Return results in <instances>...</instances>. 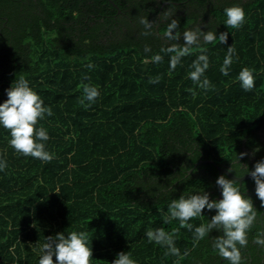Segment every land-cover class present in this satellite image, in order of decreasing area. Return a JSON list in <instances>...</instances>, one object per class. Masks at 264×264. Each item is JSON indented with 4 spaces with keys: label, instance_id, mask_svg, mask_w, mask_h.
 <instances>
[{
    "label": "trees",
    "instance_id": "trees-1",
    "mask_svg": "<svg viewBox=\"0 0 264 264\" xmlns=\"http://www.w3.org/2000/svg\"><path fill=\"white\" fill-rule=\"evenodd\" d=\"M112 1L116 7L107 0H0V103L24 76L54 113L40 121L54 155L47 163L18 155L0 126V158L8 165L0 171V264H38L45 238L70 231L88 232L91 264H112L121 251H130L137 264H176L179 258L148 242L146 230L179 226L164 223L172 199L203 191L215 199V165L259 148L247 164L254 170L264 156L257 134L264 123V0H172L181 33L200 24L205 32L229 33L226 45H202L210 58L205 76L215 86L209 91L188 78L195 48L171 75L164 53L162 63H144V46H151L150 57L165 41L142 36L139 17L156 20L162 34L170 22L161 19L166 0ZM232 6L246 13L239 29L225 26L224 9ZM230 45L238 59L224 76L219 69ZM245 67L254 70L256 84L247 92L238 80ZM157 75L160 82L150 84ZM82 82L100 92L87 108L79 103ZM199 160L215 165H195ZM234 172L246 174L239 167ZM240 184L258 211L242 253L246 264H264V248L252 243L264 229V207L251 177ZM214 214L205 209L191 223L199 226ZM217 235L213 230L209 238ZM176 246L182 256L189 252L179 264H226L210 239L196 242L187 229Z\"/></svg>",
    "mask_w": 264,
    "mask_h": 264
},
{
    "label": "clouds",
    "instance_id": "clouds-1",
    "mask_svg": "<svg viewBox=\"0 0 264 264\" xmlns=\"http://www.w3.org/2000/svg\"><path fill=\"white\" fill-rule=\"evenodd\" d=\"M166 2L169 7L161 13V19L170 20V22L162 34L155 31L158 27L156 20L149 21L147 16L139 17L138 23L143 27L142 36L160 35L165 41L160 51L150 57L147 54L152 53L151 46L147 44L144 46L143 51L146 54L144 63L160 64L164 59L160 53H164L169 56V75H171L178 66H183V58L192 55L195 48L199 51V55L190 65L191 71L188 73V78L204 91L214 90L215 86L205 76L206 70L210 67V58L207 49L202 45L214 44L217 40L226 45L229 33L221 32L217 35L216 31H202V26L207 27L204 24L196 25L181 33L180 21L174 18L175 5L172 4V0H166ZM224 14L227 28L239 29L246 22V13L242 6L227 7L224 9ZM181 39L183 43L180 42ZM234 57L238 59L235 47L230 45L227 47V54L219 69L222 75H229ZM87 67L91 70L95 66L89 63ZM88 79L89 77L85 75L84 80ZM160 80L161 76L157 75L150 77L149 83L156 84ZM238 80L246 92L252 91L256 86L254 70L247 67L239 72ZM81 87L83 95L79 103L87 108L100 96L99 88L83 82ZM189 91L193 95L196 94L193 89ZM6 94L7 99L0 103V126L10 133L9 145L18 155L45 163L51 162L54 155L46 149V142L50 137L47 130L40 125V121L54 114L52 108L45 106L44 100L29 86V81L24 76L16 78L6 90ZM254 151H259V148ZM246 156H248L247 152L236 154L231 161L232 167L227 171L232 173L239 167L250 175L255 183L256 197L260 201V206L264 207V159L255 163L254 170H249L246 164L240 163V160ZM7 166L6 158H0V171H4ZM215 183L221 189L222 198L219 200L210 199V193L207 191L187 197L181 195L178 199H172L168 204L164 223L178 221L179 226L172 231H166L164 228L147 229L148 242L164 247L165 256L183 259L189 255V252L185 250L182 256L180 249L176 246V240L179 238L180 230L187 229L193 232V239L196 242L210 239L212 248L226 264H246V257L243 256L242 250L249 245L248 234L257 223L258 211L252 198L242 193L239 186L241 184L237 179H228L226 175H220ZM205 209L209 212L215 211V214L206 223L194 227L191 221L205 217L203 215ZM213 230L222 234L209 238ZM45 240L46 242L40 246L41 255L38 264H91L93 249L89 246L88 232L70 231L67 235L61 232L55 236H48ZM252 243L264 248V229L257 232ZM179 259L176 264H179ZM112 264H137V262L132 258L130 251H121Z\"/></svg>",
    "mask_w": 264,
    "mask_h": 264
},
{
    "label": "water",
    "instance_id": "water-1",
    "mask_svg": "<svg viewBox=\"0 0 264 264\" xmlns=\"http://www.w3.org/2000/svg\"><path fill=\"white\" fill-rule=\"evenodd\" d=\"M109 3H111L114 7H116V5L113 3L112 0H107ZM262 159H264V156L262 157ZM203 162H207V163H210V164H214L211 160H199L195 163V165H198V164H201ZM215 165V164H214ZM217 171H218V177L220 175H226L229 179H237L239 181V183H241L242 181H244L245 179H248L250 178V175H247V174H244L242 176H238L236 177V175H234L233 173H229L227 171L226 168L224 167H221L219 165H215ZM222 196H221V189L217 186V197H216V200H219L221 199Z\"/></svg>",
    "mask_w": 264,
    "mask_h": 264
},
{
    "label": "flooded vegetation",
    "instance_id": "flooded-vegetation-1",
    "mask_svg": "<svg viewBox=\"0 0 264 264\" xmlns=\"http://www.w3.org/2000/svg\"><path fill=\"white\" fill-rule=\"evenodd\" d=\"M162 6H163V4H162ZM257 134L260 136V138H261V142H263L264 143V123H263V125L259 128V130L257 131ZM262 147V146H261ZM255 149H253V150H247V149H244L243 150V152H247L248 153V156H247V159H245V160H240V163L241 164H248L249 162H254V160H255V153H256V151H254ZM226 169H228V168H230V167H232V164H231V162L228 164V165H226V166H224ZM242 193L243 194H245V195H247V196H249V197H251L252 198V200H253V202H254V206H255V208L257 209V200H255L253 197H252V195H251V193L249 192V190H244V191H242ZM217 197V196H216ZM216 199V198H215ZM222 233H220V235H221Z\"/></svg>",
    "mask_w": 264,
    "mask_h": 264
}]
</instances>
